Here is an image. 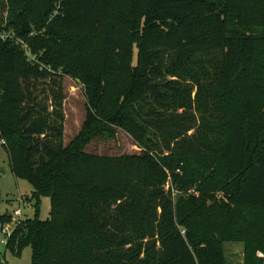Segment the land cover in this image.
Instances as JSON below:
<instances>
[{"label":"trees","instance_id":"1","mask_svg":"<svg viewBox=\"0 0 264 264\" xmlns=\"http://www.w3.org/2000/svg\"><path fill=\"white\" fill-rule=\"evenodd\" d=\"M120 131L138 153L89 151ZM0 141L34 188L5 243L31 264H264V0H0Z\"/></svg>","mask_w":264,"mask_h":264},{"label":"rangeland","instance_id":"2","mask_svg":"<svg viewBox=\"0 0 264 264\" xmlns=\"http://www.w3.org/2000/svg\"><path fill=\"white\" fill-rule=\"evenodd\" d=\"M47 81L38 82L37 93L44 96L42 90L46 89ZM65 99L63 102V112L65 116L64 142L69 143L81 130L85 119V104L83 86L69 76L62 79ZM4 141H0V217L4 214H14L16 209L21 210L20 220L33 218L35 214V201L32 199L33 186L26 180L14 176L7 153L2 147ZM89 151L102 155H122L129 153H138L140 148L134 143L133 139L120 131L117 139L105 140L99 138L92 142ZM20 200L27 203H20ZM51 203L49 197L42 198L40 218L47 219L50 215ZM14 220L7 224H13ZM5 235L2 232V224L0 222V257L8 264H31L32 248L26 247L21 256H15L5 248L2 242ZM242 243H226L225 252L230 264L238 262V257L242 254ZM258 255L263 257L262 252ZM241 256V255H240ZM243 264V260L241 262Z\"/></svg>","mask_w":264,"mask_h":264},{"label":"built area","instance_id":"3","mask_svg":"<svg viewBox=\"0 0 264 264\" xmlns=\"http://www.w3.org/2000/svg\"><path fill=\"white\" fill-rule=\"evenodd\" d=\"M24 48H25L27 54H29L28 47L25 45ZM20 203H27V202L26 201L24 202V201L20 200ZM21 215H22L21 210L20 209H16L14 211V218H13L14 222H13V224H5L3 226L2 232L5 235V239L2 242L6 243L7 239L10 237V235H11V233H12L14 227H15L16 221L20 220Z\"/></svg>","mask_w":264,"mask_h":264},{"label":"crops","instance_id":"4","mask_svg":"<svg viewBox=\"0 0 264 264\" xmlns=\"http://www.w3.org/2000/svg\"><path fill=\"white\" fill-rule=\"evenodd\" d=\"M243 252V250H242ZM241 255V256H240ZM239 257H238V262H236L235 264H241L242 260H243V253L240 254Z\"/></svg>","mask_w":264,"mask_h":264}]
</instances>
